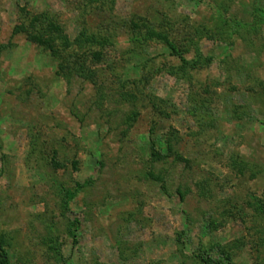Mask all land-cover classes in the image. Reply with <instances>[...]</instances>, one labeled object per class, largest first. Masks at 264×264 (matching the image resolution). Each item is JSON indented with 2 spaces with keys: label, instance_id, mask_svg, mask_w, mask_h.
Listing matches in <instances>:
<instances>
[{
  "label": "rangeland",
  "instance_id": "obj_1",
  "mask_svg": "<svg viewBox=\"0 0 264 264\" xmlns=\"http://www.w3.org/2000/svg\"><path fill=\"white\" fill-rule=\"evenodd\" d=\"M220 1L217 14L212 0H0L11 264H264V0ZM43 12L71 41L110 36L100 61L63 54L92 79L13 34ZM147 26L212 61L172 75L162 41H132Z\"/></svg>",
  "mask_w": 264,
  "mask_h": 264
},
{
  "label": "trees",
  "instance_id": "obj_2",
  "mask_svg": "<svg viewBox=\"0 0 264 264\" xmlns=\"http://www.w3.org/2000/svg\"><path fill=\"white\" fill-rule=\"evenodd\" d=\"M94 2L95 0H90ZM101 1V0H100ZM106 1V0H102ZM110 2V5L112 4L113 0H108ZM223 2L220 0H212L211 5L214 6L215 12L218 14L220 12V8H222ZM109 6V5H108ZM109 8V7H108ZM224 8V7H223ZM110 9V8H109ZM256 11V10H255ZM259 12L260 9H257ZM263 14V13H262ZM218 17V16H217ZM220 17V16H219ZM221 18V17H220ZM220 30L218 31V36L220 37L223 34L227 35V26L228 24L226 21L219 22ZM131 27L133 30H138V25L134 22L131 23ZM139 31V30H138ZM25 33L26 36L31 40L32 42L42 46L46 50H48L51 54V56L60 59L59 64V70L62 75H73L76 74L77 76H80V78L85 79L91 78L93 76L91 73H87V69H85L84 63H79L78 69L75 67L68 66L69 64H66V61L63 57V54L67 53L69 50L73 53V57H77L79 52L83 50L82 55L85 56L87 52L91 55L92 60L100 61L101 51L104 49L107 45L111 43L110 36L106 35H99V34H93L89 32L86 28L82 29L79 33L78 37L75 38L73 41L69 40L68 37L64 34V30L61 25H58L56 21L52 18H50L46 13H38L29 18V22L27 25L25 24H18L13 29V34H20ZM229 36V33H228ZM141 38V40H140ZM151 38H157L158 40L162 41L170 50L172 56H176L180 62V65L172 70L171 74L179 77H184L188 75V72L194 71L197 69V63L200 62V60H207L208 63L212 61V58L209 57L208 59H202L197 53L196 57H192L190 59H187L185 56V53H187L186 45L181 46L179 48L178 45H176L175 42L171 41L169 37L162 33L158 32L149 26L146 27V31L143 36L135 37L132 39V41H139L141 42L143 40L146 41ZM188 41V40H187ZM73 46H76L77 48L74 49ZM93 50H92V49ZM96 48H99V50H96ZM75 61H77L75 59ZM89 72V71H88ZM59 73V74H60ZM135 114V113H134ZM136 116V115H135ZM135 117L131 116L129 117V120H133ZM66 194V201L72 200L76 192L75 191H65ZM8 246L9 242L6 240L5 235L0 230V264H11L8 258ZM208 257V251L204 250L199 254V258L202 262H206Z\"/></svg>",
  "mask_w": 264,
  "mask_h": 264
}]
</instances>
